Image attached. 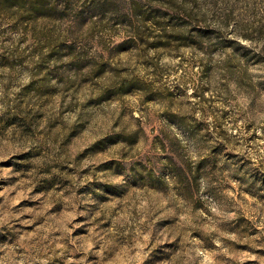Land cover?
I'll return each mask as SVG.
<instances>
[{
    "label": "rangeland",
    "instance_id": "1",
    "mask_svg": "<svg viewBox=\"0 0 264 264\" xmlns=\"http://www.w3.org/2000/svg\"><path fill=\"white\" fill-rule=\"evenodd\" d=\"M0 264H264V0H0Z\"/></svg>",
    "mask_w": 264,
    "mask_h": 264
},
{
    "label": "trees",
    "instance_id": "2",
    "mask_svg": "<svg viewBox=\"0 0 264 264\" xmlns=\"http://www.w3.org/2000/svg\"><path fill=\"white\" fill-rule=\"evenodd\" d=\"M181 170L182 172L180 173V176L185 174V170L183 169V167L181 168Z\"/></svg>",
    "mask_w": 264,
    "mask_h": 264
}]
</instances>
